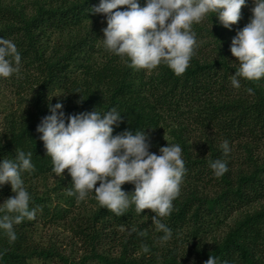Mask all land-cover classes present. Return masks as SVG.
<instances>
[{
    "label": "trees",
    "instance_id": "16d2710c",
    "mask_svg": "<svg viewBox=\"0 0 264 264\" xmlns=\"http://www.w3.org/2000/svg\"><path fill=\"white\" fill-rule=\"evenodd\" d=\"M100 3L0 0V38L11 39L21 53L19 75L7 79L17 85L21 101L25 98L21 110L3 122L0 163L14 159L18 148L33 153L35 171L22 173V179L32 197L30 208L37 209L34 220L14 225L15 242L0 229V264H205L210 255L218 264H264V77L239 78V88L231 84L239 67L232 40L250 22L254 0H246L242 18L230 29L213 12L193 23L199 48L181 76L163 63L135 70L127 57L105 50L102 30L107 26L101 23L106 16L91 12ZM138 3L144 7L147 0ZM58 102L66 122L72 115L115 107L121 122L113 125V135L143 130L150 136L149 151L157 155L168 142L181 146L187 173L173 211L162 218L171 229L170 240L161 242L164 233L156 230L150 209L138 215L132 205L118 217L100 206L94 191L78 203L67 195L73 183L69 172L54 189L55 194L63 191L57 205L47 206L52 196L41 188L56 174L37 127L51 115L49 105ZM225 140L228 156L221 148ZM216 159L226 160L229 169L219 178L209 167ZM122 190L132 194L135 185L127 182ZM15 195L10 183L0 185V205ZM38 213L52 221L72 215L79 258L34 242ZM133 226L147 235L131 232Z\"/></svg>",
    "mask_w": 264,
    "mask_h": 264
},
{
    "label": "clouds",
    "instance_id": "9594fccd",
    "mask_svg": "<svg viewBox=\"0 0 264 264\" xmlns=\"http://www.w3.org/2000/svg\"><path fill=\"white\" fill-rule=\"evenodd\" d=\"M246 0H147L141 7L138 0H101L91 12L104 14L107 27L104 33L105 50L130 60L135 70H153L162 63L176 76L183 75L196 54L199 44L193 23H200L209 12L216 13L225 28H231L242 18L241 9ZM123 9V10H120ZM250 22L232 40L231 52L239 61L231 84L239 88L240 79L259 81L264 77V0H254ZM21 53L8 38H0V77L19 75ZM250 94L251 88L247 90ZM78 93V92H77ZM51 100V98H49ZM51 115L42 119L37 131L52 162V172L63 176L68 169L72 188L67 195L84 201L95 192L102 208L120 217L134 205L135 213L150 209L155 215L152 222L164 235L161 242L171 239V229L162 222L170 216L173 201L180 195L183 178L187 173L179 144L169 143L160 148V155L149 151L150 136L143 130L135 135L125 131L113 135V125L121 122L120 112L113 107L107 112L98 110L72 115L65 119L63 104L49 105ZM166 140V132L165 137ZM168 141V140H167ZM223 154L231 152L229 142L221 144ZM33 153L17 149L14 159L5 158L0 163V185L10 183L15 196L0 205V229L9 242L17 240L14 225L34 220L37 209L30 208L32 197L24 186L22 173L34 172ZM209 167L219 178L228 172L227 161H209ZM100 182L97 187V182ZM135 185L132 194L122 190V185ZM131 232L141 237L146 232ZM143 251H150L147 245ZM205 264H218L210 255Z\"/></svg>",
    "mask_w": 264,
    "mask_h": 264
},
{
    "label": "rangeland",
    "instance_id": "374dc122",
    "mask_svg": "<svg viewBox=\"0 0 264 264\" xmlns=\"http://www.w3.org/2000/svg\"><path fill=\"white\" fill-rule=\"evenodd\" d=\"M7 3L15 2L16 0H5ZM18 1V0H17ZM21 1V0H19ZM33 0H25V2H31ZM102 26H107V19L105 20V23ZM1 83H0V130L3 129V122L6 119L7 115L9 113H15V110L20 111L21 105H23V102L25 98L21 101L19 96L17 95V85H15L11 80L7 78L1 77ZM29 92V91H28ZM28 92L26 93L27 96L30 97ZM55 95L53 94L51 98H54ZM21 101V104L19 105ZM69 171L65 170L63 176H56L54 175L51 177L46 186L41 188L43 192L47 191L49 192V195H51L52 200L48 202L49 206H56L58 201L57 198L59 194H62L63 191L57 192L55 194L54 189L58 186L59 181L62 178L67 177V173ZM41 216V217H40ZM72 216V215H71ZM69 217L68 219L62 220V221H52L49 218H44L41 213H38L37 216V222L34 229V236L33 240L35 243H39L42 246L47 245H56L58 250L65 254L66 257L69 258H79L81 255L80 251V244L78 243L77 239L74 236V233L71 229L72 224V217ZM33 264H63L58 260H35Z\"/></svg>",
    "mask_w": 264,
    "mask_h": 264
}]
</instances>
